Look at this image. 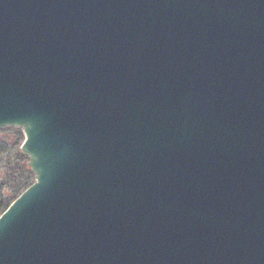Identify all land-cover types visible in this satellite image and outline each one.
I'll use <instances>...</instances> for the list:
<instances>
[{
	"label": "water",
	"instance_id": "95a60500",
	"mask_svg": "<svg viewBox=\"0 0 264 264\" xmlns=\"http://www.w3.org/2000/svg\"><path fill=\"white\" fill-rule=\"evenodd\" d=\"M6 127L0 264H264V0H0Z\"/></svg>",
	"mask_w": 264,
	"mask_h": 264
},
{
	"label": "trees",
	"instance_id": "16d2710c",
	"mask_svg": "<svg viewBox=\"0 0 264 264\" xmlns=\"http://www.w3.org/2000/svg\"><path fill=\"white\" fill-rule=\"evenodd\" d=\"M11 129L15 132L6 135ZM24 139L21 128L0 130V215L35 181L29 158L21 151Z\"/></svg>",
	"mask_w": 264,
	"mask_h": 264
},
{
	"label": "rangeland",
	"instance_id": "374dc122",
	"mask_svg": "<svg viewBox=\"0 0 264 264\" xmlns=\"http://www.w3.org/2000/svg\"><path fill=\"white\" fill-rule=\"evenodd\" d=\"M6 128H7V127H6ZM15 128H19V127H15ZM21 129H22V128H21ZM0 130H2V128H0ZM22 131H23V129H22ZM5 132H6L5 134L8 135V134H10V132H12V133L15 132V130H14V129H13V130L11 129L10 131H5ZM23 134H24V131H23ZM24 135H25V134H24ZM22 144H23V143H22ZM21 146H22V145H21ZM21 151H22V149H21ZM3 192H5V190H4Z\"/></svg>",
	"mask_w": 264,
	"mask_h": 264
}]
</instances>
